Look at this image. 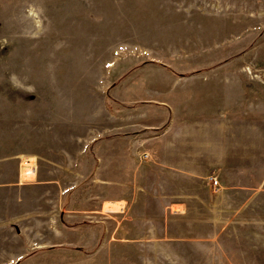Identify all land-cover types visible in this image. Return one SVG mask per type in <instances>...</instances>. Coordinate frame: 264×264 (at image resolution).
I'll list each match as a JSON object with an SVG mask.
<instances>
[{
  "label": "rangeland",
  "instance_id": "1",
  "mask_svg": "<svg viewBox=\"0 0 264 264\" xmlns=\"http://www.w3.org/2000/svg\"><path fill=\"white\" fill-rule=\"evenodd\" d=\"M0 264H264V0H0Z\"/></svg>",
  "mask_w": 264,
  "mask_h": 264
},
{
  "label": "crops",
  "instance_id": "2",
  "mask_svg": "<svg viewBox=\"0 0 264 264\" xmlns=\"http://www.w3.org/2000/svg\"><path fill=\"white\" fill-rule=\"evenodd\" d=\"M127 128H129V129H127V131L124 132L125 136L131 138L130 135H132V137H133V135H134V133H136L137 129H135L132 126L131 123H129V127H127ZM133 155H134L133 154V150H131V153H129V155H128L129 158H127L125 161L119 163L120 166H125L126 170H128V168H129L130 169V173L132 172L133 165H134V156ZM50 162L51 163L46 168V173H45V175L48 173L49 176H44L43 170H41V168H42L41 166L42 165L40 166L39 169H35L33 171V173H35L36 184H42L41 183L42 179H45L46 180L45 183H48V184L49 183H52V184L53 183L54 184L58 183L59 184L60 181L58 180L59 179L58 175H54L55 172L56 173L59 172L58 171L59 169H55V168L59 167V168H61V171H68V170H66V168H67L66 165L58 164L56 167H54L56 164H54L52 161H50ZM63 173H65V172H63ZM76 173H77L76 175L77 176L79 175V176L77 177L78 179L73 183L74 185L72 183H70V184H65L64 186H60L59 193H57L56 197L53 199L54 200L53 204H55V207H56L55 209L60 210L62 212L65 211L67 213V216H71L72 215L70 211H73L75 209V207H73L76 204V202H75L76 199L75 198L78 195L80 196V194L78 192H76V191L78 189V186L82 183L81 181L86 179L85 178V176H86L85 173L84 174H80L78 172H76ZM21 174L22 173H21V168H20V178H21ZM39 174H40L41 177H39ZM62 178H64V177H62ZM106 181L112 182V183L115 182L116 184H118L120 182V180L118 178L117 179H112V180L110 179V180H106ZM75 183H77V184H75ZM93 184H96V181H93ZM50 187L55 188V185H50ZM114 201H118V200H114ZM83 209H85V208H83ZM79 211H82V209H80ZM51 226L53 227V224ZM53 228L56 229L57 227L55 226Z\"/></svg>",
  "mask_w": 264,
  "mask_h": 264
},
{
  "label": "built area",
  "instance_id": "3",
  "mask_svg": "<svg viewBox=\"0 0 264 264\" xmlns=\"http://www.w3.org/2000/svg\"><path fill=\"white\" fill-rule=\"evenodd\" d=\"M28 161H29V160L26 159V160H25V163L28 162ZM210 181H211V184L213 185V187L216 186V185H217V186L219 185L218 180L216 179V177H211V178H210Z\"/></svg>",
  "mask_w": 264,
  "mask_h": 264
}]
</instances>
